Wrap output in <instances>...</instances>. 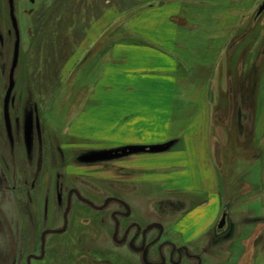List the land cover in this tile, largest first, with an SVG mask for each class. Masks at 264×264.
<instances>
[{
	"label": "rangeland",
	"instance_id": "374dc122",
	"mask_svg": "<svg viewBox=\"0 0 264 264\" xmlns=\"http://www.w3.org/2000/svg\"><path fill=\"white\" fill-rule=\"evenodd\" d=\"M151 1L171 0H0V264H264V159L258 160L264 151V11L256 14L259 0L253 9L240 10L213 68L207 105L200 106L211 111L208 155L222 208L228 207V233L208 231L183 244L170 229L178 215L161 216L166 192L159 177L175 169L144 171L155 183L129 182L128 171L117 170L110 139L81 134L80 114L96 104L88 95L110 63L111 50L137 39L127 21ZM188 5L184 1L177 10L176 22L184 32L205 34L209 27H199L200 20L216 21L215 10ZM53 11H61L71 42L58 69L48 68L49 57L43 60L50 50L46 53L33 35L35 21L47 23L45 16ZM175 52L191 69L187 54ZM110 101L101 96L97 103L108 106L102 122H111ZM198 108L191 109L192 118H198ZM186 120L172 124V130L183 129ZM184 147L183 140L170 151ZM204 198H185L186 207ZM211 215L218 217L216 225L220 211ZM165 241L170 245L161 244ZM171 244L186 245L188 254L171 258Z\"/></svg>",
	"mask_w": 264,
	"mask_h": 264
},
{
	"label": "crops",
	"instance_id": "0c3cea01",
	"mask_svg": "<svg viewBox=\"0 0 264 264\" xmlns=\"http://www.w3.org/2000/svg\"><path fill=\"white\" fill-rule=\"evenodd\" d=\"M184 1L191 2L192 5L188 6L193 9L215 10L216 21L210 16L202 19V22L200 20L199 27H209L205 34L195 36L193 32H184L176 22L175 17L179 13L177 10L180 11ZM262 1L259 0V3ZM257 2L258 0H171L169 3L153 4L151 1L130 15L127 29L137 39L114 45L110 63L106 64L105 71L96 79L88 95V99L96 104L80 114L79 121L83 123L81 134L94 136L93 133H96L99 137L110 139L113 150H117V158H114L117 159V170H127L129 182L138 181L144 185L155 183L156 178L150 181L147 179L149 173L143 172H161L172 167L175 169L173 174L159 177L164 186L162 190L166 192L160 199L164 212L161 216L178 215L170 229L183 244L201 238L208 231H214L218 217H212L213 210L220 211V214L224 210L227 216L228 207L224 203L226 208H222L214 166L208 155L207 122L211 111L209 108L201 111L200 106L203 101L207 105L205 94L213 68H216L224 46L231 39L235 26L241 19V11L253 9ZM175 51L187 54L185 56L190 59L191 69L185 68ZM193 67L196 68L195 72ZM109 92L110 95L107 94ZM101 96L111 99V122L109 119L107 122L101 121V113L108 107L97 106ZM195 106L199 107L201 114L195 115L198 118L190 115ZM185 120L189 123L187 126L172 130V124L175 126L177 121L181 123ZM191 126L195 129L189 135ZM183 140L184 149L177 150V153L170 151ZM169 142L172 143L168 145ZM164 152L169 154L155 157ZM152 156L155 159L150 163L146 162L145 159ZM260 168L262 181L264 167L260 165ZM200 194L205 195V198L186 207L185 198L195 199ZM177 195L185 198H172ZM227 222L231 225L230 221ZM254 223L258 224L259 221L250 224Z\"/></svg>",
	"mask_w": 264,
	"mask_h": 264
},
{
	"label": "trees",
	"instance_id": "16d2710c",
	"mask_svg": "<svg viewBox=\"0 0 264 264\" xmlns=\"http://www.w3.org/2000/svg\"><path fill=\"white\" fill-rule=\"evenodd\" d=\"M40 17L42 20L44 17V14L43 15L41 14ZM45 17H48V18H45L48 20V22L45 24H42L41 21L40 23H36L35 21V28L33 29V35L35 36L34 38L38 39V41L42 44V47L46 50V53L50 50L48 56L45 57L43 60L45 62L46 58L48 59L49 57L50 63L48 65L49 66L48 68L58 69L61 62L70 55L69 53H67L68 52L67 49L71 47V42L67 37V34H70V33L67 30L66 26L63 27L61 25V22L63 20L61 11H53L51 15L49 16L46 15ZM36 18H39V17H36ZM50 21L54 23H51ZM47 35H49L50 39H46ZM55 49L61 50L59 51V55H60L59 57L58 56L56 57L57 54H54ZM52 50H54V52ZM259 154H261L260 156H263V157L262 159L259 158L258 160L263 161L264 151H261ZM256 155L258 156V154ZM260 163H263V162H260ZM260 165L264 167L263 164H260Z\"/></svg>",
	"mask_w": 264,
	"mask_h": 264
},
{
	"label": "flooded vegetation",
	"instance_id": "af4514ba",
	"mask_svg": "<svg viewBox=\"0 0 264 264\" xmlns=\"http://www.w3.org/2000/svg\"><path fill=\"white\" fill-rule=\"evenodd\" d=\"M73 192V191H72ZM119 214H129V210H127V211H122V212H118ZM223 214H225V225L222 227V228H217V224L219 223V220L221 219V217H222V215ZM220 219L217 221V223H216V226H215V229H214V231H215V233L217 234H219V233H221V231H225L224 232V234L227 232V231H229L230 230V225L228 224V220H227V216H226V212L224 211V212H222V214H221V216H220ZM133 226L135 227V228H137V224L135 223V222H133ZM153 226L155 227V223H153ZM159 229V232H158V237L160 238V237H162V235H163V232H162V230H161V228H158ZM148 232V231H147ZM46 233H48V231L46 232H43V234L45 235ZM228 233V232H227ZM42 234V235H43ZM166 242V243H165ZM164 243L163 242H161V244H163V245H170V243H168L167 241H165ZM168 243V244H167ZM186 245H182L179 249H178V247H176V246H174L173 244H171V248H172V250H174L173 251V254L171 255V258H173L174 259V256H176L177 254H188V252H187V249L188 248H186L185 247ZM160 247V246H159ZM162 247V246H161ZM160 247V249L162 250V248ZM175 254V255H174ZM160 260L161 261H163V257H162V254H161V258H160Z\"/></svg>",
	"mask_w": 264,
	"mask_h": 264
},
{
	"label": "water",
	"instance_id": "95a60500",
	"mask_svg": "<svg viewBox=\"0 0 264 264\" xmlns=\"http://www.w3.org/2000/svg\"><path fill=\"white\" fill-rule=\"evenodd\" d=\"M263 11H264V0L258 6L256 14L260 15ZM68 203H69V201H68ZM224 225H225V214H223L221 219L219 220V223L217 224V228H222Z\"/></svg>",
	"mask_w": 264,
	"mask_h": 264
}]
</instances>
